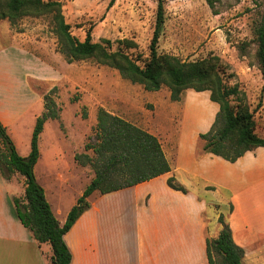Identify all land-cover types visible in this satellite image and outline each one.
<instances>
[{"label": "rangeland", "instance_id": "obj_1", "mask_svg": "<svg viewBox=\"0 0 264 264\" xmlns=\"http://www.w3.org/2000/svg\"><path fill=\"white\" fill-rule=\"evenodd\" d=\"M54 1L61 3L64 21L80 41L87 32L93 42L129 39L137 45L136 52L142 58L148 56L156 0H115L108 10L109 0ZM211 1L212 5L208 0H163L165 21L157 51L181 62L218 64L226 83L236 85L243 94L242 102L253 115L254 132L264 137V81L257 59V30L264 25V0ZM52 27L51 15L47 14L23 16L13 24L7 19L0 20V50L11 44L19 46L18 53L14 50L7 53L9 61L17 62L19 82L13 91L17 105L34 110L31 102L35 96L33 103L35 106L40 103L44 110L43 97L49 95L55 108L62 111L57 121L45 123L44 135L40 138L42 151L45 153L52 144L60 158L55 168L62 172L64 180H42L53 193L74 197L94 177L93 169L80 163L83 155L94 156L84 145L94 143L96 113L100 107L156 136L169 154L175 151L178 136L190 141L193 132H204L210 114L213 123L218 105L214 103V108L208 104L209 91L197 93L186 89L179 101H171L166 85L158 91H146L142 85L121 78L115 69L95 58L67 62L58 51ZM204 95L208 96L207 102ZM72 97L77 98L74 103L70 102ZM83 113H86L85 119L81 117ZM24 135L26 141L27 134ZM203 144L198 141V155ZM75 155L78 160L74 159ZM259 155L257 161L248 160L241 170L251 169L250 163L264 166V151ZM15 174L10 180L16 179ZM17 178L21 183V177ZM247 183L251 186L241 195V205L254 223H264V185ZM258 238V247L264 248V231L258 233ZM212 255L216 259L214 252Z\"/></svg>", "mask_w": 264, "mask_h": 264}, {"label": "crops", "instance_id": "obj_2", "mask_svg": "<svg viewBox=\"0 0 264 264\" xmlns=\"http://www.w3.org/2000/svg\"><path fill=\"white\" fill-rule=\"evenodd\" d=\"M18 47L11 44L0 50V122L17 153L25 157L30 151L36 118L44 110L40 103L38 106L33 103L35 96L31 102L34 110L24 109L15 101L13 91L18 85L19 73L17 62L9 61L7 53L13 50L18 53ZM204 96L207 102L208 96ZM209 116L206 132L212 122ZM205 131L193 132L190 141L178 136L172 154L162 148L171 167L169 173L107 194L92 193L87 198L88 208L63 236L71 255L70 264H208L206 240L217 237L220 214L230 228L233 242L243 250L242 264L264 263V248L258 247V233L264 231V223H254L241 205V195L251 186L247 182L264 185V166L250 163L253 166L246 171L241 166L248 160L257 161L264 147L246 152L234 163L204 153L202 149L198 155V141L201 142L198 136ZM25 133L26 141L22 137ZM43 135L44 126L38 138L40 156L34 175L52 214L62 225L85 188L70 198L55 194L44 185L43 178L63 181L64 176L55 168L60 158L54 146L50 144L49 150L42 151ZM14 176L13 180L0 176V264H51L50 245L38 244L15 215L13 199L23 196L24 178L18 173ZM172 176L186 193L167 185V179ZM17 177H21V183Z\"/></svg>", "mask_w": 264, "mask_h": 264}, {"label": "trees", "instance_id": "obj_3", "mask_svg": "<svg viewBox=\"0 0 264 264\" xmlns=\"http://www.w3.org/2000/svg\"><path fill=\"white\" fill-rule=\"evenodd\" d=\"M114 2L109 0L106 10ZM156 2L154 29L146 58L136 52L137 45L129 39L93 42L87 32L84 40L80 41L71 34L70 25L64 21L61 3L58 1L0 0V20L7 19L13 24L23 16L51 15L58 51L67 62L95 58L99 63L115 69L121 78L142 85L146 91H158L166 85L171 101H179L181 92L186 89L197 93L209 91V100L218 105V112L209 130L198 136L204 142L201 148L204 153L234 163L246 152L264 147V137L254 132L253 115L242 102L243 94L236 85L229 86L226 83L218 64H207L205 61L181 62L174 56L158 53V40L165 14L163 0ZM208 4L212 5V1L208 0ZM257 43L259 70L264 81V25L257 30ZM244 47L241 46V53ZM43 99L44 111L35 121L27 156L22 157L17 153L6 128L0 122V176L10 180L14 173H18L24 178L22 200L13 199L16 217L38 244L50 245L51 264H70L71 255L63 236L88 208L87 198L92 193L103 195L132 187L169 173L171 167L156 136L102 107L98 108L94 143L84 145V149L91 150L94 156L83 155L84 160L80 163L83 166L89 165L94 171V177L68 212L65 222L60 225L34 175V167L40 156L38 138L44 123L48 119L59 118V109L55 108L50 96L46 95ZM76 99L72 97L70 102ZM81 117L85 119L86 113ZM74 159L78 160L76 155ZM167 185L173 190L187 192L173 176L167 179ZM218 223L221 228L217 237L206 240L208 264H242L243 250L233 242L230 228L222 214L218 216ZM213 252L216 259L213 258Z\"/></svg>", "mask_w": 264, "mask_h": 264}]
</instances>
